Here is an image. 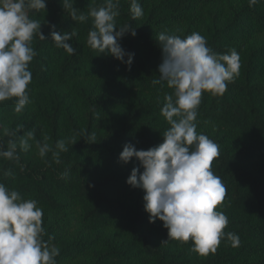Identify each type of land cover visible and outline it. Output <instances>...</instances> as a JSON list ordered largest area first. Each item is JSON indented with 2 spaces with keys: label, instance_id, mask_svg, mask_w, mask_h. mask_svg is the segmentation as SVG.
Returning <instances> with one entry per match:
<instances>
[{
  "label": "trees",
  "instance_id": "obj_1",
  "mask_svg": "<svg viewBox=\"0 0 264 264\" xmlns=\"http://www.w3.org/2000/svg\"><path fill=\"white\" fill-rule=\"evenodd\" d=\"M104 3L105 0H74L73 7L78 9L77 15L83 12L87 16L90 8ZM130 3L131 0H119L116 17L118 27L131 24L136 31L135 37L127 33L121 39V47L134 53L130 68L111 55L92 49L87 37L93 19L89 16L84 22L73 21L71 10H64L62 0H47L45 11L30 14L32 19L44 23L41 31L46 37L45 41L34 37L32 46L38 55L29 65L32 82L28 90L45 92V100L36 103V115L47 129L50 145L54 147L56 141L72 137L77 143L68 144L69 151L60 154L59 164L51 153L34 161L19 150V164L0 159V182L24 199L38 201V207L43 209L45 241L56 242L71 234L72 239L60 245L56 261L80 255L100 240L103 248L90 264H104L110 259L122 261L115 264H145L137 260L139 256L150 264H190L186 250L193 246L191 240L167 242L185 248L178 251L163 248L155 241H167V229L159 220L149 223L143 190L114 195L113 189L126 183L133 168L117 166L115 171L103 175L92 160L103 157L117 164L126 144L148 150L163 142L162 134L170 125L164 117L160 123L148 118L162 116L164 96L171 93L166 82L152 83L159 78L162 56L158 28L169 23L179 26L188 17L181 37L184 38L199 17L194 15L196 0H160L146 18L137 19L132 18ZM160 8L166 13L162 18L155 16ZM51 26L57 32H76L69 41L77 49L75 55L55 47L50 38ZM195 29L215 53L229 52L240 38L249 40L240 57L239 75L228 83L224 95L203 94L196 120L197 132L219 145L220 155L212 162V170L221 177L227 194L216 210L228 216L224 232L237 234L240 244L232 247L225 236L215 253L200 256L196 264H264V0L251 7L248 0H225L221 11H211L205 22L195 24ZM51 81L70 84L81 107L79 117L65 103L64 96L51 87ZM98 82L115 89H100ZM14 104V99L0 103V140L5 143L9 139L4 135L5 129H32L26 109L16 113ZM113 108L117 111L109 114ZM103 117L107 122L101 132H96V124ZM81 132L95 133V143L85 142ZM36 140L45 142L37 131ZM20 165H24L23 171ZM8 169L14 177L4 175ZM65 171L67 177L62 175ZM76 208L81 209L80 218L90 231L77 227L73 217ZM50 212L53 216L45 223ZM107 225L121 229L137 243L138 250L107 231H99V227Z\"/></svg>",
  "mask_w": 264,
  "mask_h": 264
},
{
  "label": "clouds",
  "instance_id": "obj_2",
  "mask_svg": "<svg viewBox=\"0 0 264 264\" xmlns=\"http://www.w3.org/2000/svg\"><path fill=\"white\" fill-rule=\"evenodd\" d=\"M248 2L251 7L260 0ZM73 4L74 0H62L64 10H71L73 21L84 22L89 16L93 19L87 44L130 68L134 53H127L119 41L127 33L135 37L136 31L131 24L117 26L119 0H105L102 6L90 8L87 16L83 12L77 15L78 9ZM46 5L47 0H0V103L14 99L16 113L31 103L29 65L38 55L32 46L33 39L46 40L41 31L44 23L32 19L30 14L45 11ZM130 12L133 19L144 15L139 0H131ZM51 27L50 38L55 47L75 55L77 49L69 41L76 32H57L55 26ZM158 40L162 52L159 78L152 83L166 82L171 89V93L165 94L161 108V115L170 127L162 134L163 142L148 150L124 145L119 161L126 165L135 158L143 168L140 173L139 168L133 167L126 183L143 190L149 223L163 222L168 234L163 243L191 240L190 251L201 256L215 253L225 236L232 247H238L239 236L224 232L228 216L216 210L227 194L221 177L212 170V162L220 155L219 145L197 132L196 120L203 94L224 95L228 83L239 75L240 55L235 49L227 53L213 52L199 32L181 38L164 31L158 34ZM21 132L23 135H18ZM4 135L9 139L7 143L0 140V159L17 164L18 150L28 152L32 147L30 141L35 142L40 158L51 153L56 164L61 162L60 154L69 151L68 144L77 143L75 137L64 138L53 147L46 142L48 137L41 143L36 140L35 128L25 131L23 126L5 129ZM79 135L85 142L95 143V133ZM20 169L23 171L24 165ZM4 175L14 177L15 174L8 169ZM62 175L67 177L68 172ZM42 217L43 209L38 207L37 200L24 199L18 191L0 182V264H56L60 248L44 240Z\"/></svg>",
  "mask_w": 264,
  "mask_h": 264
},
{
  "label": "rangeland",
  "instance_id": "obj_3",
  "mask_svg": "<svg viewBox=\"0 0 264 264\" xmlns=\"http://www.w3.org/2000/svg\"><path fill=\"white\" fill-rule=\"evenodd\" d=\"M92 1L93 0H86L87 3H91ZM159 1L160 0H139V3L141 4L143 11H144V15L140 18H146L149 15V13H150L149 11L152 8V6L158 4ZM196 2H197L195 5L196 10L194 12V15L196 16V14H197V15H199V17L194 21L193 26L190 28L191 32L189 33V35L193 32H196V29H195L196 23L200 24V23L205 22L207 20V18L209 17V13L211 11H213V10L221 11L225 0H196ZM163 15H166V13L163 9L160 8V9L156 10L155 16L162 18ZM188 21H189L188 17L183 18L182 23L179 26H174V25L172 26V24L169 23L164 28H162V27L158 28V30L160 33L167 31L168 34L179 35L182 37L184 24L187 23ZM119 43L121 45V40L119 41ZM248 43H249V40H247L246 38H240L238 41H236L234 49L239 53L240 57L244 53L245 47ZM50 85L53 89L59 91L64 96L65 103L70 104L72 110L74 112H76L78 114V117H79L81 115V107H80L79 102L76 101L74 98L70 84H58L55 81H51ZM98 87L100 89H103L106 91H110V90L115 89V87L113 85H110V84L105 83V82H98ZM29 96H30L31 103L25 106V109L28 113V118L32 122V129L35 128L36 131L41 136V138L44 140L45 137H48L47 129H46L45 125L42 123V121L37 117L36 111H35V106H36V103H38L39 101L45 100V92L43 90H37V91L31 90V91H29ZM116 111H117V109L113 108L109 111V114H113ZM148 118H155L158 123H160L163 120V116H149ZM78 122H81V120L79 119ZM106 122H107L106 117H103L102 119H100V121L97 122V124H96V129H95L96 132H101L103 130V127L105 126ZM62 128H63L62 134H64V136H66V132L64 130L63 125H62ZM6 138L8 139V137H6ZM46 142L49 143V140H47ZM30 143L32 144V147L30 148V150L28 152H26V157L28 159L37 161L40 159V157L38 155V150H37L35 143L33 141H30ZM92 160L95 163V165L100 167L103 175L108 174L112 171H115L117 166L122 167V168L137 167L140 169V173L143 172V168L140 166V163L137 160L130 161L126 165L123 164L122 162L115 164L112 161H110L106 158H103V157H100V158L96 157ZM140 173H138V175ZM138 190L139 189L132 188L127 183H125L122 186L115 187L113 189V193L115 196H119L123 193L124 194L130 193V192H136L137 193ZM132 197L134 198L135 195H133ZM80 212H81L80 208H76L73 212V217L76 221L77 227L79 229H82V231H86V232L90 231L88 228V224L82 222V220L80 218V214H81ZM52 216H53V213H51V212L47 213L46 217L44 218L45 223H48L49 219ZM99 231L100 232L107 231L111 235H115V237H117L118 239L124 240L126 243H128L130 245V247L132 249L138 250L137 243H135L129 236H127L118 227L110 226V225L102 226V227H99ZM71 239H72L71 234H66V235H63L62 237H60L56 242H49V243L60 247V245L62 243H66V242L70 241ZM155 241L161 247L167 248V249L172 250V251L185 250V248L182 247L179 243L167 244V243H163L158 238H155ZM102 248H103V244L99 240V241H97V243H95V245H93L88 250L83 251L80 255H76L75 257L69 258V259L58 260V261H56V264H90L91 261L93 260L94 256L101 252ZM186 251L189 253L190 264H196L197 260L199 259V257L201 255L194 253V252H191L189 250H186ZM138 259H141V261H143V263H145V264H150V262L148 260H146L143 256H139L137 258V260ZM115 263H122V261L119 259H110L107 262H105L104 264H115Z\"/></svg>",
  "mask_w": 264,
  "mask_h": 264
}]
</instances>
